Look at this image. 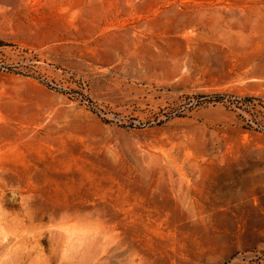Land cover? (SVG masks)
Returning <instances> with one entry per match:
<instances>
[{"label":"rangeland","instance_id":"rangeland-1","mask_svg":"<svg viewBox=\"0 0 264 264\" xmlns=\"http://www.w3.org/2000/svg\"><path fill=\"white\" fill-rule=\"evenodd\" d=\"M0 264H264V0H0Z\"/></svg>","mask_w":264,"mask_h":264},{"label":"bare ground","instance_id":"bare-ground-1","mask_svg":"<svg viewBox=\"0 0 264 264\" xmlns=\"http://www.w3.org/2000/svg\"><path fill=\"white\" fill-rule=\"evenodd\" d=\"M21 241V240H20ZM16 245V244H15Z\"/></svg>","mask_w":264,"mask_h":264}]
</instances>
